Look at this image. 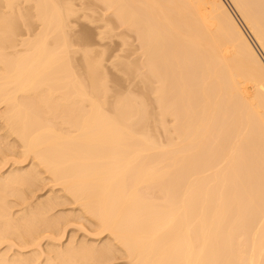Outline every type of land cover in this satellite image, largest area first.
I'll use <instances>...</instances> for the list:
<instances>
[{
	"label": "bare ground",
	"instance_id": "6f19581e",
	"mask_svg": "<svg viewBox=\"0 0 264 264\" xmlns=\"http://www.w3.org/2000/svg\"><path fill=\"white\" fill-rule=\"evenodd\" d=\"M95 1L142 41L115 66L153 101L72 0H0V264H264V0ZM85 218L107 241L64 244Z\"/></svg>",
	"mask_w": 264,
	"mask_h": 264
},
{
	"label": "rangeland",
	"instance_id": "374dc122",
	"mask_svg": "<svg viewBox=\"0 0 264 264\" xmlns=\"http://www.w3.org/2000/svg\"><path fill=\"white\" fill-rule=\"evenodd\" d=\"M92 1L93 0H90V1L89 0H72L73 3H71V4H72L73 8H75L78 11V14H77V17H74L73 18L74 20L72 19V22L73 23L72 22L71 23H72L73 27H71V28H73L75 30V32H79L80 33L81 31H83V32L84 31L85 32L86 31L87 32L89 31V33H91L93 35V38L94 39L93 40L91 39L93 42L91 41V44H89V47L92 46L94 48V49L93 48H91V49H93V50L96 51V52L93 51V53H94V55L98 56L97 58H99L102 55V58L104 59V62H105L104 68L106 67L107 74L109 73L112 76H117V77H114V78H115V80L118 81V79L122 78L121 76H122L123 73L121 74V72H119L118 71V68L115 66L116 65V60L118 58H123V59H118L119 61L120 60H122V61L123 60L124 61H128L129 60V61H131L132 59L135 60V58L137 60H139L141 58V57H139L140 56L139 53H142V52H140L141 51V48H142V45H141L142 41L138 39L139 37H138V35L136 36L135 32L126 31L124 28L119 27L118 23L115 24V21L113 22L114 24H112L110 22V20H111V18L113 19L114 15L111 16L112 13L111 12H110L111 14L108 13L109 11L106 10L105 6L102 3H101L102 5H100L99 4L100 2L97 3L98 1H95L94 0L93 1V4H92ZM70 2H71V0H70ZM226 2L229 4V6L231 7V9H233V11H234V7L232 6L230 0H226ZM89 15H90L91 18L89 17ZM113 20H115V18ZM109 22L111 23V26L110 25L109 26L110 27L113 26L112 29H114V30H113L112 34L110 33V35H104L103 32L106 31L107 33H109L110 30H112V29H110V27H108ZM105 24H107V26ZM34 28H36V27L34 26ZM73 29H71V30H73ZM75 32H73V33H75ZM106 32H105V34H106ZM92 35H91V37H92ZM140 41H141V43H140ZM78 47H81L82 48V46H78ZM139 48H140V50H139ZM97 53L100 54V56L97 55ZM79 57H80V55H79ZM79 57L77 56L78 59H80ZM138 57H139V59H138ZM141 60L142 59H140V61ZM119 68H120V66H119ZM119 74L121 75V76H119L120 78H118V75ZM125 77H127V76H125ZM136 77H138V75ZM136 77L135 78L134 77L132 78V79H134V81H131V77H127L128 80H125L124 81L123 80L124 77H123L122 78V81H119V82H123L124 81V85L122 83H120V84H122L121 85L122 87L120 86L121 88H119V89H121L120 92L121 93H125V91H127V92H133V91H135L134 94H137V95H141L142 96L143 94H140V92L141 93H145V92L148 91L149 94L145 93L144 95L147 94L149 98L147 97V95L145 97H147L150 101H153L151 99L153 97V96H151L152 93H153V90H152V93H151V88L154 87V86L150 84L152 87L149 85V89L148 90L145 89L146 91L144 92L143 89H140L141 86L140 87H138V86L136 87V85H137V83L135 81V79H137ZM114 78L111 77L109 79H114ZM129 79H130V81H129ZM137 81H139V80H137ZM109 82L111 83V82H116V81H113V80L111 81L110 80ZM134 82L136 83L135 85H134ZM138 85H142V82L141 83H138ZM111 86H113V84ZM126 86H129V87H126ZM130 87L133 88V89H131ZM122 89H125V91L124 90L122 91ZM147 98H145V100H147ZM150 101H148V104L150 103ZM155 105H156V103L154 102V104L151 106L153 110H155L156 107L158 106L157 105L155 107V109H154V106ZM157 110H160V109H156L155 112ZM171 119L173 120L174 118H171ZM171 119L168 117L167 118V121H169V123H171V126H173L172 125V122H170ZM174 122H175V119L173 120V123ZM166 123L168 124V122H166ZM167 126L170 127L169 124ZM172 128H174V127H172ZM160 129H162V128H160ZM160 129H159V132H161ZM173 130H172V132H173ZM156 132L158 133V130ZM172 132L170 133L171 135H172ZM165 133H167V132L164 131V133H163L164 136L165 135L167 136V134H165ZM173 134L175 135L174 132H173ZM156 136H157V134H156ZM158 138H160V142H163V140H161V139H164V137L162 135L160 137L158 136ZM227 147L225 148V151H226V149L228 150ZM222 149L224 151V148H222ZM10 164H11V161H10V163L7 166L5 165V167L7 168ZM5 167H4V170H6ZM243 172L245 173L246 171H243ZM247 174L249 175L248 172H247ZM244 175H246V174H244ZM244 175H243V177H248V176H244ZM243 179L245 180V178H243ZM44 182H42L41 184H45V185H40V189L36 190V196H35V193H34V196L35 197H32L33 199L31 198L32 201L31 200L30 201L32 203H34L35 201L37 202V200H39V199H43L44 196H46V194H48L49 190H51V188H53V185H51L52 184L51 181H48V179H46V183H44ZM55 188L56 187L54 186L53 192L55 191L54 190ZM56 190H57V188H56ZM37 197H38V199H36ZM73 206H74V204H67V205L64 204V205H61L60 207H56V210L57 211H60V210L63 211L64 210V213H68V211L66 212V210H69V212H70V210L73 211L74 210L73 208H75V206L74 207ZM15 207H14L15 210L16 209H20L22 207V205L21 206H17V208H15ZM53 211H55V209ZM74 211L77 213V210H74ZM76 220H81V222L80 221L78 223L76 222L77 223V226L74 225L75 223H73L75 220L69 222L70 225H68V227L66 229V233H65L66 236H64V239H63L64 244L66 243V240H67V238H69V236H72L73 237V240L75 239L74 241L76 243H73L72 245H76L79 240H80L79 242H82L81 239H83V243H84V241H86L87 243H85V244H89V245H93V244H90V243H92L91 241H93V243H94V240H95V242L97 240L96 244H99V243L101 244L102 242H104V239H105V241H107L106 237H108V236H106V233H104L103 235L100 233L101 235L98 234L95 237L94 233H96L98 231L97 230L98 228L92 222H90L91 223L90 224L89 223L90 220H88L86 218L84 219V222H82L83 219H76ZM85 220L87 222H85ZM92 224H93V226H92ZM94 226L97 229H94ZM87 232L90 233V235H92V236H90ZM91 233H93V234H91ZM98 233H99V231H98ZM97 237H99V238H97ZM100 237L101 238L103 237L102 238L103 239L102 241H100L101 240ZM46 240H43V242H42L43 245L48 242V240L47 241ZM88 241H89V243H88ZM11 251H10V254H11ZM118 254H120V252ZM123 255L121 253V256L118 255V257H116L117 256V254H116L115 255V258L112 259V261H110L109 264H123V263L124 264H127L128 261H124L127 258L124 259L125 258L124 257L125 255L124 256Z\"/></svg>",
	"mask_w": 264,
	"mask_h": 264
}]
</instances>
